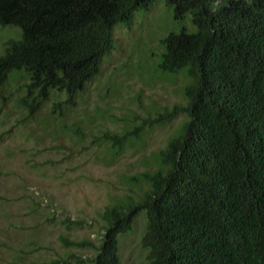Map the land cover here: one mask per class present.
<instances>
[{"label":"trees","instance_id":"1","mask_svg":"<svg viewBox=\"0 0 264 264\" xmlns=\"http://www.w3.org/2000/svg\"><path fill=\"white\" fill-rule=\"evenodd\" d=\"M153 2L0 0V26H17L21 33L4 44L0 87L13 70L26 73L19 101L26 118L51 90L73 103L111 52L114 25L130 28L133 13ZM166 4L175 21L189 17L194 28L162 39L157 66L162 73L183 70L186 104L143 122L151 129L179 113L186 119L155 153V166L127 178L138 200L102 211L104 233L91 264H120L118 237L131 231L139 211L149 264H264V0ZM144 133L140 123L105 130L101 141L115 159Z\"/></svg>","mask_w":264,"mask_h":264},{"label":"rangeland","instance_id":"2","mask_svg":"<svg viewBox=\"0 0 264 264\" xmlns=\"http://www.w3.org/2000/svg\"><path fill=\"white\" fill-rule=\"evenodd\" d=\"M181 29L194 30L189 17L175 21L166 0H154L148 10L133 13L130 28L114 25L111 52L73 103L51 90L32 118L19 103L26 73L8 74L0 87V264H91L104 233L102 211L138 200L127 178L153 168L155 153L186 119L179 113L151 129L143 122L186 104L183 70L157 69L162 39ZM20 37L19 27L0 26V56L6 41ZM140 123L141 140H130L111 159L103 132ZM144 230L139 211L131 231L118 237L120 264H149ZM61 238L85 245H66Z\"/></svg>","mask_w":264,"mask_h":264}]
</instances>
